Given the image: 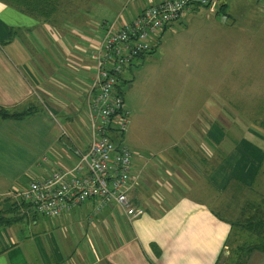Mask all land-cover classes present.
<instances>
[{
  "label": "crops",
  "instance_id": "1",
  "mask_svg": "<svg viewBox=\"0 0 264 264\" xmlns=\"http://www.w3.org/2000/svg\"><path fill=\"white\" fill-rule=\"evenodd\" d=\"M164 1L65 0L60 12L44 21L0 0V109L36 111L23 120H4L0 127V199L7 196L10 202L6 206L0 200V212L14 216L10 207H19L18 219L0 228V264H217L226 256L238 214L243 209L248 215V206L260 202L250 187L264 165V135L215 123L211 119L217 110L195 114L198 120L179 146L157 147L148 156L132 152L129 197L133 206L144 209L135 219L116 206L92 217L94 201L44 217L10 196L74 167L75 150L86 151L90 142L89 130L84 142L80 127L71 122L82 98L87 100L95 74L89 47L100 43L106 23H130ZM92 4L103 9L102 16H95L102 21L88 16ZM222 7L225 13L226 2ZM199 8H190L161 38ZM50 151L51 158L44 161ZM20 167L26 173L37 169L39 177L29 182L9 177ZM243 178L250 198L244 185L241 189ZM190 189L204 196L192 195ZM240 190L245 201L235 212ZM246 264H264V252L254 251Z\"/></svg>",
  "mask_w": 264,
  "mask_h": 264
},
{
  "label": "rangeland",
  "instance_id": "2",
  "mask_svg": "<svg viewBox=\"0 0 264 264\" xmlns=\"http://www.w3.org/2000/svg\"><path fill=\"white\" fill-rule=\"evenodd\" d=\"M222 2H226L225 13L211 14L199 8L175 24L173 33L168 31L158 48L135 59L125 69L120 89L130 116L122 142L132 152L143 155L146 151L148 156L156 152L157 147L179 146L183 133L197 122L194 115L198 112L204 116L217 110L211 120L221 126L263 131L257 125L264 120V0ZM101 12L100 6L92 4L87 14L102 21L103 18L95 17L102 16ZM219 111L237 117L224 118ZM78 112L71 122L80 127V137L87 142L89 121L85 98ZM56 120L65 124L61 117ZM3 124L0 120V127ZM64 137L70 140L69 134ZM51 154L50 151L45 155L48 161ZM260 168L254 188L250 187L260 196L259 200L264 197V165ZM24 170L20 167L8 175L27 182L39 177L35 168L29 173ZM247 183L248 180L241 179L245 193ZM190 191L197 197L204 196L199 189ZM248 193L246 198H250ZM238 195L235 212L242 209L241 201H245L241 190ZM0 200L5 201L6 206L10 203L7 196ZM18 209L10 207L16 217ZM224 215L235 218L236 213ZM237 218L241 219L239 214ZM224 252L223 259L229 254L228 248Z\"/></svg>",
  "mask_w": 264,
  "mask_h": 264
},
{
  "label": "built area",
  "instance_id": "3",
  "mask_svg": "<svg viewBox=\"0 0 264 264\" xmlns=\"http://www.w3.org/2000/svg\"><path fill=\"white\" fill-rule=\"evenodd\" d=\"M221 4L222 0H167L147 7L130 23H106L100 43L89 47L96 66L86 100L90 132L87 150H75L73 168L35 180L24 190L10 192V196L50 218L87 201H94L92 217L107 206L118 207L128 219L141 216L144 209L133 206L129 197L133 154L122 142L130 116L120 89L123 73L140 55L158 48L162 32L180 21L190 8L203 7L217 14Z\"/></svg>",
  "mask_w": 264,
  "mask_h": 264
},
{
  "label": "trees",
  "instance_id": "4",
  "mask_svg": "<svg viewBox=\"0 0 264 264\" xmlns=\"http://www.w3.org/2000/svg\"><path fill=\"white\" fill-rule=\"evenodd\" d=\"M4 1L44 21L51 20L52 17L58 13L63 4L62 0ZM219 12H224L222 4ZM145 55L146 54L140 55L138 59L143 58ZM35 112L34 108H28L22 111L1 108L0 120H23L35 114ZM257 128L264 132V120H261ZM14 206H16V204L12 207ZM248 210V215L245 214V210H243L244 213L240 215L241 219H237L232 223V231L226 242L229 254L217 264H246L248 257L254 251L264 252V197L256 205L250 204ZM17 219L16 216L11 217L9 213L0 212V228L10 226Z\"/></svg>",
  "mask_w": 264,
  "mask_h": 264
}]
</instances>
